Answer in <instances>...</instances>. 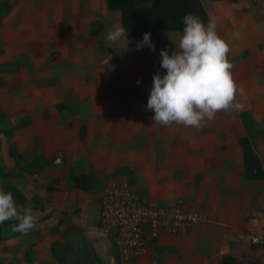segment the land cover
<instances>
[{"label": "crops", "instance_id": "obj_1", "mask_svg": "<svg viewBox=\"0 0 264 264\" xmlns=\"http://www.w3.org/2000/svg\"><path fill=\"white\" fill-rule=\"evenodd\" d=\"M200 1L243 91L239 110L194 128L156 125L146 109L153 75L166 71L160 51L178 49L183 30L151 34L154 52L128 32L107 48L122 23L106 0H0V188L37 221L27 233L1 224L0 264H264L250 243L264 177L245 176L241 147L246 139L264 173V0ZM81 175L86 188L73 185ZM115 180L204 219L179 236L158 231L143 254L120 260L99 225Z\"/></svg>", "mask_w": 264, "mask_h": 264}, {"label": "clouds", "instance_id": "obj_2", "mask_svg": "<svg viewBox=\"0 0 264 264\" xmlns=\"http://www.w3.org/2000/svg\"><path fill=\"white\" fill-rule=\"evenodd\" d=\"M183 23L178 49L175 46L171 55L167 47L160 51V67L166 71L164 75H153L146 109L154 113L151 119L156 125L202 128L217 112L239 110L242 105L236 102V95L243 90L233 79L230 47L218 35L216 24L210 21L205 25L191 13L183 17ZM234 35L240 38L239 33ZM126 37V29L113 24L104 43L111 48L121 39L128 43ZM145 46L156 50L147 32L137 42L138 49ZM110 59L109 55L107 64ZM9 220L16 221L12 231L21 233L33 229L37 222L30 207L19 212L13 193L0 188V224Z\"/></svg>", "mask_w": 264, "mask_h": 264}, {"label": "built area", "instance_id": "obj_3", "mask_svg": "<svg viewBox=\"0 0 264 264\" xmlns=\"http://www.w3.org/2000/svg\"><path fill=\"white\" fill-rule=\"evenodd\" d=\"M100 205V228L111 234L114 252L121 260L143 254L158 231L179 236L204 219L200 212L185 207L181 201L159 206L137 194L124 180L112 181L104 189ZM261 216V229L250 235V243L264 250V209Z\"/></svg>", "mask_w": 264, "mask_h": 264}, {"label": "trees", "instance_id": "obj_4", "mask_svg": "<svg viewBox=\"0 0 264 264\" xmlns=\"http://www.w3.org/2000/svg\"><path fill=\"white\" fill-rule=\"evenodd\" d=\"M144 1H149L144 4ZM108 8L121 13V23L128 33L142 40L144 33L183 30V17L193 14L207 25L209 20L200 0H106ZM244 160V174L247 178L261 179L264 177L261 163L246 139L241 141ZM84 175L73 178V185L86 188ZM9 221H5L7 223ZM1 228V224H0ZM225 264L233 259L225 257Z\"/></svg>", "mask_w": 264, "mask_h": 264}, {"label": "rangeland", "instance_id": "obj_5", "mask_svg": "<svg viewBox=\"0 0 264 264\" xmlns=\"http://www.w3.org/2000/svg\"><path fill=\"white\" fill-rule=\"evenodd\" d=\"M149 3V1H144V4H148ZM121 260V259H120Z\"/></svg>", "mask_w": 264, "mask_h": 264}]
</instances>
